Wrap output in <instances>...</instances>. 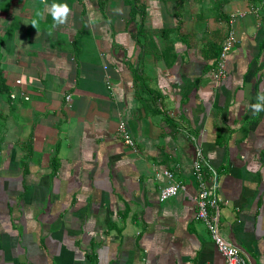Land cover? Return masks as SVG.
<instances>
[{
    "label": "crops",
    "instance_id": "1",
    "mask_svg": "<svg viewBox=\"0 0 264 264\" xmlns=\"http://www.w3.org/2000/svg\"><path fill=\"white\" fill-rule=\"evenodd\" d=\"M132 2L0 0V264H225L189 133L220 235L264 264V0H142L141 33ZM165 169L186 189L161 202Z\"/></svg>",
    "mask_w": 264,
    "mask_h": 264
},
{
    "label": "built area",
    "instance_id": "2",
    "mask_svg": "<svg viewBox=\"0 0 264 264\" xmlns=\"http://www.w3.org/2000/svg\"><path fill=\"white\" fill-rule=\"evenodd\" d=\"M238 15L242 14L237 13L231 15L230 17L231 20L229 30L225 40L222 43L220 56L217 60L215 70L213 71L214 78L217 81H221L228 74L229 57L237 44L235 22ZM12 97L14 99L17 98L16 95H13ZM118 135L126 146L136 149L137 143L125 122L119 123ZM188 137L194 146L196 155L193 164L194 175L198 183V194L196 196L198 213L196 219L198 221L204 222L207 225L211 237L218 248V251L225 259V264H249L247 254L237 246L225 241L220 235V214L217 195L218 185L216 183V185H213L212 188L209 187V175L212 171H215V169L206 158L198 137L190 133L188 134ZM162 174L169 181V183L161 189V202H166L170 199H173L185 191L186 185L178 178L176 172L165 169L162 171Z\"/></svg>",
    "mask_w": 264,
    "mask_h": 264
},
{
    "label": "clouds",
    "instance_id": "3",
    "mask_svg": "<svg viewBox=\"0 0 264 264\" xmlns=\"http://www.w3.org/2000/svg\"><path fill=\"white\" fill-rule=\"evenodd\" d=\"M51 7L53 9L52 15H53L54 19L56 20V22L57 23H63L64 19H66L67 14L69 12L68 5L66 3H64V4H53ZM56 9H60L59 15L56 13V11H55ZM253 109L255 111H264V104H262V103L254 104Z\"/></svg>",
    "mask_w": 264,
    "mask_h": 264
},
{
    "label": "trees",
    "instance_id": "4",
    "mask_svg": "<svg viewBox=\"0 0 264 264\" xmlns=\"http://www.w3.org/2000/svg\"><path fill=\"white\" fill-rule=\"evenodd\" d=\"M142 0H133L132 2V20L136 21V18L139 17V23H140V33L142 32V28L144 26V21L146 17V10L145 7L140 2Z\"/></svg>",
    "mask_w": 264,
    "mask_h": 264
}]
</instances>
